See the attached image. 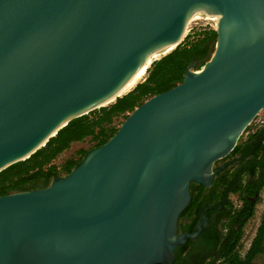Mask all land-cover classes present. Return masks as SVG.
Returning a JSON list of instances; mask_svg holds the SVG:
<instances>
[{
	"label": "water",
	"instance_id": "1",
	"mask_svg": "<svg viewBox=\"0 0 264 264\" xmlns=\"http://www.w3.org/2000/svg\"><path fill=\"white\" fill-rule=\"evenodd\" d=\"M208 16L217 42L198 72L189 65L69 173L0 196V264H172L207 224L178 232L192 183L213 185L264 109V0H0V172Z\"/></svg>",
	"mask_w": 264,
	"mask_h": 264
},
{
	"label": "trees",
	"instance_id": "2",
	"mask_svg": "<svg viewBox=\"0 0 264 264\" xmlns=\"http://www.w3.org/2000/svg\"><path fill=\"white\" fill-rule=\"evenodd\" d=\"M213 41L217 42V32L210 29L196 41L178 46L168 55L154 61L146 81L132 92L109 106L72 119L28 159L16 162L0 172V196L43 188L55 176H60L62 172L69 173L82 162V158L71 157L61 165H56L54 161L63 151L72 143L88 137L98 141L96 147L106 143L119 129L112 125L114 118L133 112L147 99L175 87L183 81L189 65L195 64L197 69H201L205 63H199L211 58ZM79 152L86 155L89 150ZM226 158L229 159L228 167L218 173L211 187L192 183L191 202L180 215L181 228L185 230L182 222L190 220L192 224L188 229L194 232L200 212L207 205L212 207L206 211L207 217L221 207L215 222L212 224L209 221V226L203 227L199 234L202 241L206 240L211 245V251L198 264H253L264 253V213L250 247L244 255L240 252L244 228L254 217L264 188V125L249 133L247 138L240 139ZM231 194L238 196L240 206L234 205ZM193 242L188 239L185 245L176 250L177 258L173 264L184 259V253Z\"/></svg>",
	"mask_w": 264,
	"mask_h": 264
},
{
	"label": "rangeland",
	"instance_id": "3",
	"mask_svg": "<svg viewBox=\"0 0 264 264\" xmlns=\"http://www.w3.org/2000/svg\"><path fill=\"white\" fill-rule=\"evenodd\" d=\"M194 24V25H193ZM192 25V26H191ZM187 31L186 34H184L180 40L178 41L176 47L172 50L174 51L178 46H184V45H188V43H191L193 41H196L204 32L209 31L210 29H213L209 24L205 23V22H194L192 23ZM182 39V40H181ZM215 47L216 44L213 48V50L211 51V56L213 54V52L215 51ZM171 51V52H172ZM170 52V53H171ZM168 55V54H167ZM166 56V55H165ZM164 57V56H163ZM161 57V58H163ZM159 58V59H161ZM157 59V60H159ZM156 60V61H157ZM209 60V59H208ZM207 60V61H208ZM205 62H203L204 64ZM202 64V63H201ZM200 64V65H201ZM203 66V65H202ZM194 70H199L197 69V66L194 67ZM149 75V70L146 74V76L144 77V79H142L141 82H139L131 91H129L127 94H129L130 92H132L139 84L144 83L147 79ZM180 83V82H179ZM125 94V95H127ZM124 95V96H125ZM123 97V96H122ZM150 99V98H149ZM148 100V99H147ZM116 102V101H115ZM114 102V103H115ZM113 104V103H112ZM111 105V104H110ZM109 106V105H108ZM99 109V108H98ZM95 110V109H94ZM132 112H129L125 115H121L119 117L114 118V122L112 125L115 126V128H119L121 126V124L125 121L126 119V115L129 116V114ZM88 114V113H87ZM262 118L264 115V112L261 114ZM260 122L259 119L255 120L251 126L248 127L249 130L255 129L257 126L260 127ZM264 125V124H263ZM98 143L97 140H93L91 137H88L82 141H78V142H74L71 144V146L66 149L65 151H63L54 161V163L56 165H61L66 159L71 158V157H75V158H84L85 154L84 153H80V150L83 151H87V150H91L93 148H96V144ZM229 159H227L226 157L223 158L222 160H219L215 165L219 166L221 164H223L224 162L228 161ZM66 173H61L60 176H64ZM231 201L234 203V205L236 207H238L240 205V201L238 200V197L236 194H231ZM262 211H264V189L262 191V198L260 199V201L258 202V206H257V215H255L254 218L250 219L249 222L246 224L244 231V238H243V242H242V246H241V253L244 254L245 251L247 250V248L249 247V243L251 242V240L253 239V237L256 234L257 228L259 226L260 223V215L262 214ZM253 264H264V253L260 256H258Z\"/></svg>",
	"mask_w": 264,
	"mask_h": 264
},
{
	"label": "flooded vegetation",
	"instance_id": "4",
	"mask_svg": "<svg viewBox=\"0 0 264 264\" xmlns=\"http://www.w3.org/2000/svg\"><path fill=\"white\" fill-rule=\"evenodd\" d=\"M228 162L229 161H226V162H224L223 164H221L219 166L215 165V168H220V170L217 172V174H216V176L214 178L213 184L215 183V180H216V178L218 176V173L222 169H226L228 167L227 166ZM229 165H230V163H229ZM207 188H209V187H207ZM240 204H241V202H240ZM210 208H212V207L207 205L204 208V210L200 212V219L195 224L196 231H197V228H198V226L200 224L204 223V225H205V222H207L206 226H204V227H207V226H209V221L212 224L215 222L217 216L219 215V213L221 211V207H218L219 208L218 210H215L214 212H212L210 217H207L206 211H208ZM180 223H181V220H180V217H179V222H178V232L179 233H193V232H190L189 229H188V228H191V224H192L190 220H185V221L182 222V224L185 227V230H183L181 228ZM196 231H194V232H196ZM189 239H191V238H189ZM192 240H194V242L191 245H189V247L187 248L186 252L184 253V256H183L184 259H182L181 261H177L176 264H198L202 260V258L206 257V255L211 251V245L208 243V241L206 242V240L202 241L199 238V235L196 238L192 239ZM180 246L181 245H179L176 248V250L179 249ZM176 250H175V259H174L173 263L176 261V258H177Z\"/></svg>",
	"mask_w": 264,
	"mask_h": 264
},
{
	"label": "bare ground",
	"instance_id": "5",
	"mask_svg": "<svg viewBox=\"0 0 264 264\" xmlns=\"http://www.w3.org/2000/svg\"><path fill=\"white\" fill-rule=\"evenodd\" d=\"M197 21H200V22H205L207 24H209L214 30L218 29L219 27V19H218V16H208V17H204V18H201ZM195 21V22H197ZM194 25V24H193ZM192 26V25H191ZM188 29V28H187ZM186 29V31H187ZM186 31L183 33L186 34ZM182 40V39H181ZM178 43V42H177ZM177 43L167 49V50H164L162 52H159L147 65L146 67L141 71V73L127 86L125 87L122 91H120L119 93H117L116 95L112 96L111 98L101 102V103H98L94 106H92V108L88 109V110H85L82 115H85L87 113H89L90 111L94 110V109H98V108H101V107H104V106H108L112 103H114L118 98L124 96L125 94H127L129 91H131L139 82L142 81V79H144V77L146 76L148 70L151 68L152 64L154 63V61H156L157 59L169 54L177 45ZM195 72H198V70Z\"/></svg>",
	"mask_w": 264,
	"mask_h": 264
},
{
	"label": "built area",
	"instance_id": "6",
	"mask_svg": "<svg viewBox=\"0 0 264 264\" xmlns=\"http://www.w3.org/2000/svg\"><path fill=\"white\" fill-rule=\"evenodd\" d=\"M264 112V109H262L257 115H256V117L253 119V121L249 124V126H251L252 125V123L255 121V120H257V119H259V122H260V124H264V115H263V118H262V113ZM262 125H260V126H262ZM248 126V127H249ZM248 127L245 129V131L243 132V134L241 135V138L240 139H245V138H247V136L249 135V133H251V132H254L255 130H256V128H258L259 126H257L255 129H252V130H249L248 129ZM240 141V140H239ZM264 189V188H263ZM263 189H262V191H263ZM262 191H261V194H260V199L262 198ZM257 206H258V204H257ZM257 206H256V211H255V215H257L258 213H257ZM263 213H264V211H262V214L260 215V221H261V218H262V215H263ZM255 215H254V217H255ZM253 217V218H254ZM259 225H260V223H259ZM259 227V226H258ZM258 229V228H257ZM244 238V237H243ZM254 238V237H253ZM253 240V239H252ZM252 240H251V242H252ZM242 242H243V239H242ZM251 242L249 243V247H250V245H251ZM248 247V248H249ZM248 248H247V250H248ZM246 250V251H247ZM246 251H245V253H246ZM240 252H241V248H240ZM244 253V254H245ZM242 254V253H241ZM244 254H242V255H244Z\"/></svg>",
	"mask_w": 264,
	"mask_h": 264
}]
</instances>
